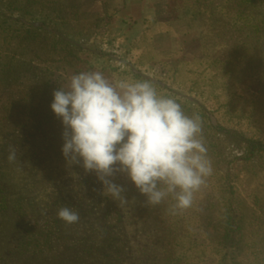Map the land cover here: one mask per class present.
Wrapping results in <instances>:
<instances>
[{"label":"rangeland","instance_id":"rangeland-1","mask_svg":"<svg viewBox=\"0 0 264 264\" xmlns=\"http://www.w3.org/2000/svg\"><path fill=\"white\" fill-rule=\"evenodd\" d=\"M159 1L135 32L133 0H0V264H264V0ZM84 71L200 116L213 171L191 207L117 174L121 204L67 163L52 94Z\"/></svg>","mask_w":264,"mask_h":264},{"label":"clouds","instance_id":"clouds-1","mask_svg":"<svg viewBox=\"0 0 264 264\" xmlns=\"http://www.w3.org/2000/svg\"><path fill=\"white\" fill-rule=\"evenodd\" d=\"M52 95L50 108L64 129L65 160L94 173L103 193L127 203L124 187L114 182L122 174L147 204L171 198L174 213L192 206L213 171L198 114H186L151 81H113L101 71L75 73ZM7 158L17 159L15 148ZM57 218L72 225L81 217L64 205Z\"/></svg>","mask_w":264,"mask_h":264},{"label":"crops","instance_id":"crops-1","mask_svg":"<svg viewBox=\"0 0 264 264\" xmlns=\"http://www.w3.org/2000/svg\"><path fill=\"white\" fill-rule=\"evenodd\" d=\"M131 4L126 14L134 16L133 19L137 22V29H135L137 31L135 32L141 31L145 22L155 23L159 21L160 14L157 10L161 6L159 0H133ZM131 6L135 8L134 11H131Z\"/></svg>","mask_w":264,"mask_h":264}]
</instances>
